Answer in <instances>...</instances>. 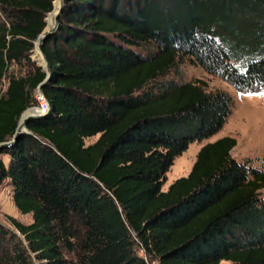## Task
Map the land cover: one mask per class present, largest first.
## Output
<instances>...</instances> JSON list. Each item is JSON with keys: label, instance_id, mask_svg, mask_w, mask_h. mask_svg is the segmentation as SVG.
Wrapping results in <instances>:
<instances>
[{"label": "trees", "instance_id": "trees-1", "mask_svg": "<svg viewBox=\"0 0 264 264\" xmlns=\"http://www.w3.org/2000/svg\"><path fill=\"white\" fill-rule=\"evenodd\" d=\"M54 2L55 13L59 0H0V143L38 104L46 71L30 54ZM42 49L50 111L0 148V186L33 222L0 223V264H264V162L233 158L235 138L204 144L161 189L173 159L232 105L167 75L189 60L264 91V0H64Z\"/></svg>", "mask_w": 264, "mask_h": 264}, {"label": "rangeland", "instance_id": "rangeland-1", "mask_svg": "<svg viewBox=\"0 0 264 264\" xmlns=\"http://www.w3.org/2000/svg\"><path fill=\"white\" fill-rule=\"evenodd\" d=\"M48 14L46 16L47 25L45 30L51 28L54 23L53 15L48 18ZM50 20L51 26L49 25ZM30 57L36 64H45L39 48L35 47V45L31 51ZM178 69L180 73L172 71L166 78H174L183 81L202 80L207 85L208 91L222 90L227 92L232 98V105L226 121L217 132L201 140L190 142L187 148L173 159L172 164L165 173L161 187L162 191H166L169 185L177 178L189 174L195 162L196 154L204 144L224 136H230L236 139V145L231 150L233 158L239 162H246L253 167H260L264 162V91H238L221 77L206 72L201 66L189 60H184L179 63ZM12 70L15 73L22 74L24 72V67L12 66ZM6 81L7 80H4V82H2L3 87ZM36 92H34V98L38 103ZM37 105L33 106L37 107ZM36 112L39 111L37 109L31 110L28 114ZM98 137L99 134L86 138L85 144L89 145L94 143ZM3 155L0 154L1 157L7 156V154ZM9 218H14L23 224L33 222L31 213L22 214L18 211L12 200V187L5 182L0 186V223L13 229V225L10 223ZM138 252L140 255L146 257L142 250ZM225 263V261H222L219 264ZM154 264H157V262H154Z\"/></svg>", "mask_w": 264, "mask_h": 264}, {"label": "water", "instance_id": "water-1", "mask_svg": "<svg viewBox=\"0 0 264 264\" xmlns=\"http://www.w3.org/2000/svg\"><path fill=\"white\" fill-rule=\"evenodd\" d=\"M63 6H64V0H61L60 7H59L57 13H56L55 16H54V23H53L52 27L49 28V29H47V30L44 29V31L38 36V38L36 39V41H35V43H34L35 46L38 45V48H39V50H40V53H41L42 56H43V59H44L45 64H44V65H41V66H42V67L44 68V70L46 71V77H45L44 80L38 85V89H37V90H38L39 92H42V88H43V86L45 85L46 82H48V80L50 79V76H51V70H50L49 62H48V59H47L46 55H45L44 52H43L42 44H43L44 40H45L47 37H49L52 33H54V32L56 31V29H57V27H58V19H59V16H60L61 12H62ZM52 10H53V9H52ZM50 12H52V11H50ZM39 65H40V64H39ZM31 108H38V107L33 106V107L28 108V109H31ZM28 109H26V110L22 113V115L20 116V119H19L18 125H17V127H16V130H15V133H14L12 139L9 140V141H6V142H3V143H0V148L11 146V145L14 143V141L16 140V138H17L22 132H29L28 129H27V127H26V124H27V122H28L29 120H31V119H33V118L41 117V116L47 114V113H45V114H40V113H38V112H36V113H32V114H26V112H27Z\"/></svg>", "mask_w": 264, "mask_h": 264}, {"label": "built area", "instance_id": "built-area-1", "mask_svg": "<svg viewBox=\"0 0 264 264\" xmlns=\"http://www.w3.org/2000/svg\"><path fill=\"white\" fill-rule=\"evenodd\" d=\"M36 99L38 101V105H37L38 110H39L38 113L40 114L48 113L50 111L51 105L49 101L45 98L44 94L37 90Z\"/></svg>", "mask_w": 264, "mask_h": 264}, {"label": "bare ground", "instance_id": "bare-ground-1", "mask_svg": "<svg viewBox=\"0 0 264 264\" xmlns=\"http://www.w3.org/2000/svg\"><path fill=\"white\" fill-rule=\"evenodd\" d=\"M60 4H61V0H59V7H60ZM59 7H58V9H59ZM58 9H57L56 12L54 13V11H55V2H54V10L48 15V18H49V16H51L52 13H54V14H53V21H54V16H55V14L57 13ZM35 47L38 48V45L35 46ZM35 109L38 110V108H31V109H28L27 112H26V114H28L29 111H31V110H35ZM38 111H39V110H38Z\"/></svg>", "mask_w": 264, "mask_h": 264}, {"label": "crops", "instance_id": "crops-1", "mask_svg": "<svg viewBox=\"0 0 264 264\" xmlns=\"http://www.w3.org/2000/svg\"><path fill=\"white\" fill-rule=\"evenodd\" d=\"M213 142V141H212ZM3 155V154H2ZM3 156H5V155H3ZM1 157L0 156V158L4 161V163H7L8 162V160H9V156H8V154H7V156L6 157Z\"/></svg>", "mask_w": 264, "mask_h": 264}]
</instances>
